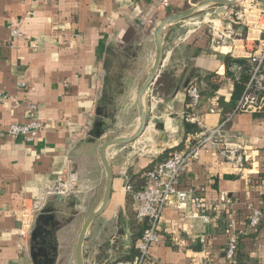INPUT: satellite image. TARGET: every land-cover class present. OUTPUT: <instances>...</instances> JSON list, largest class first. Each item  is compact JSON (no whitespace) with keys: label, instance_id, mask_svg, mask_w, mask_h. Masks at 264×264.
I'll return each instance as SVG.
<instances>
[{"label":"crops","instance_id":"0c3cea01","mask_svg":"<svg viewBox=\"0 0 264 264\" xmlns=\"http://www.w3.org/2000/svg\"><path fill=\"white\" fill-rule=\"evenodd\" d=\"M202 1L0 0V92L8 95L0 103V264H35L32 237L23 240L21 228L25 206L42 197L46 207L57 211L54 264H77L76 215H91L103 203L107 185L103 144L129 138L140 128L138 92L156 60V29L168 17ZM252 6V11L241 13L260 16L264 0ZM236 7H222L213 23L223 25V15L232 8L239 12ZM186 21L165 32L164 65L145 97V134L132 144L108 150L112 197L107 211L88 230L86 264H110L136 254L140 239L132 243L127 224L128 179L139 180L141 189L146 171L166 151L185 152L203 127L215 129L224 122L216 144L199 150L180 184L182 190L202 195L213 222L205 223L193 205L179 209L171 202L158 222L161 237L151 249L152 260L264 264V219L258 228L250 226L254 209L264 213V115L234 112V84L226 67L227 56L244 57L257 40L247 39L244 26L236 25L234 41L212 47L206 30ZM12 30L21 36H12ZM19 81L27 88H19ZM193 84L201 91L195 110L201 125L197 135L187 136L188 88ZM30 104L37 106L33 117L27 112ZM31 117L43 124L37 141L7 136L9 126L28 123ZM98 124L101 139L93 137ZM64 181L73 187L66 195H45ZM42 210L34 217L33 230ZM230 223L238 239L234 260L226 257Z\"/></svg>","mask_w":264,"mask_h":264},{"label":"built area","instance_id":"2783aa9c","mask_svg":"<svg viewBox=\"0 0 264 264\" xmlns=\"http://www.w3.org/2000/svg\"><path fill=\"white\" fill-rule=\"evenodd\" d=\"M259 0H248L252 5H257ZM168 4V1L165 2ZM260 16L252 18L245 16L241 12L230 9V13L223 17V25H214L211 38V46L217 47L226 41L233 40L236 36V25L243 24L249 27L247 39H251L254 24H260L257 36L252 38L257 40L254 50L244 57L245 63H234L229 66V79L232 83L239 81L245 73L249 74V81L245 93L238 102L236 113L264 114V10L258 9ZM233 15V16H232ZM245 16L247 22H242ZM12 36L20 37L19 30H12ZM235 40V39H234ZM237 58V57H235ZM18 87L26 89L27 84L23 81L18 82ZM190 99L189 109L186 120L197 125H201L196 117L195 110L200 106L201 93L197 85H190L188 88ZM8 95L0 92V103H4ZM37 106L28 105L27 112L33 117ZM25 124H13L6 129V134L12 138H21L27 143L35 142L39 139L43 128L41 119L32 118ZM226 126L224 122L215 129L203 127V133L199 139L187 151H174L169 158L157 163L153 168L146 172V183L134 193L135 212L139 220H147L149 226L145 229L142 237L136 244V254L130 259H119L110 264H155L152 260L151 249L160 241L158 222L168 204L175 202L179 209H185L188 205L195 206L201 213V218L207 224L213 222L214 218L208 214V206L202 195L195 190H182L180 188L183 177L192 168L194 162L199 157V150L205 145H215L217 138L222 135ZM73 189L70 181L58 183L56 186L46 190L45 195H66ZM129 188H127L128 190ZM203 192V190H202ZM41 199L32 201L26 205L23 212L21 237L23 240L31 237L34 227V217L44 206L40 204ZM264 219L261 210L254 209L250 219V226L258 228ZM229 240L227 245L226 257L234 260L238 251V239L234 230V224L228 225Z\"/></svg>","mask_w":264,"mask_h":264},{"label":"water","instance_id":"95a60500","mask_svg":"<svg viewBox=\"0 0 264 264\" xmlns=\"http://www.w3.org/2000/svg\"><path fill=\"white\" fill-rule=\"evenodd\" d=\"M241 1L239 0H204L199 2L198 4L192 6L188 10L181 12L179 14H175L173 16L168 17L165 19L161 24L157 27L155 32V39L157 45V56L152 68L150 75L148 76L147 80L141 86L138 92V108L140 112V128L138 131L129 138H116L111 139L105 142L101 148V160L106 169L107 173V185H106V192L104 196L103 203L101 207L91 214L86 221L84 222L78 240L76 244V263L77 264H86L84 260V243L86 240V236L88 230L92 223L101 217L108 209L112 191H113V183H114V174L112 167L107 159V153L110 147L117 146V145H128L136 142L140 139L146 132L148 127V116L145 109V97L148 90L151 86L156 82L158 79L162 67L165 61V46H164V36L165 32L170 26L193 18L196 14L207 10L211 7L217 6H224L227 8L235 7L240 4ZM93 137L95 139H101L102 137V124L97 125V129L93 133ZM45 197L41 198L40 204L44 206L41 214L37 218L35 229L32 232V257L35 264H40L41 260H47L48 264H54L57 257V243H55V253L52 257H49L47 254L44 253L46 250V245L48 244V236L53 234L54 226L58 224L57 222V211L54 208L46 207ZM223 231H225L226 225L224 222V218L221 220ZM56 230V229H55Z\"/></svg>","mask_w":264,"mask_h":264},{"label":"trees","instance_id":"16d2710c","mask_svg":"<svg viewBox=\"0 0 264 264\" xmlns=\"http://www.w3.org/2000/svg\"><path fill=\"white\" fill-rule=\"evenodd\" d=\"M246 60L245 59H239V58H235L232 57L231 55L227 56L226 58V67H227V74H229L228 68L229 66H231L234 63H245ZM163 74L161 76V78L158 80L157 84H161L162 80L164 78ZM249 81V74L245 73L242 78L239 81H235L234 84V93H233V98H232V103L234 104L233 108H234V112H237V106H238V102L240 100V98L242 97V95L245 93L246 87H247V83ZM201 93V91H200ZM189 103H190V99H189ZM188 113L191 112V109H189L187 111ZM264 115V114H262ZM185 131H186V135H197L200 132V128L197 126V124H193L189 121L186 120L185 122ZM182 149V146L179 147V150ZM178 151V150H176ZM174 152V150H173ZM169 151H166L159 159V162H162L164 160H166L167 158H169L170 153ZM158 162V163H159ZM154 167V166H153ZM152 167V168H153ZM151 169V168H150ZM148 171V170H147ZM146 171V172H147ZM127 188L128 189V196H127V214H128V229L131 235V241L133 244H135L143 235L145 229L149 226V222L147 220H139L137 217L136 212L133 211V207H134V193L139 190V186H140V181L135 179V177H132L130 179H128L127 183ZM137 252V251H136Z\"/></svg>","mask_w":264,"mask_h":264},{"label":"rangeland","instance_id":"374dc122","mask_svg":"<svg viewBox=\"0 0 264 264\" xmlns=\"http://www.w3.org/2000/svg\"><path fill=\"white\" fill-rule=\"evenodd\" d=\"M222 7H224V6L211 7L209 9H207V10H204V11L196 14L193 17L194 21H190V19H188L186 22H190V24L196 25V27L197 26L198 27L199 26L203 27L206 30V34H207V36L210 37V41H211L212 33H213V29L212 28L215 25V23H213V20H214L215 16L217 15V13H220L223 10ZM251 7H253V6H252V4L250 2H248V0H242L240 2V4L238 5V7H236V11L244 12V10H248L249 11V9H250V11H252ZM246 14H249V12H245V15ZM223 17H225V16L223 15ZM249 18H250V16H249ZM245 20H246V17L243 16L242 17V22H244ZM245 22H247V21H245ZM240 25L244 26V30H245V31L243 30L242 35L243 36H247L248 33H249V27H246L243 24H240ZM252 29H253L252 30L253 32H252V35H251V40H253L252 36L255 35V32L259 31V29L258 28H254V26L252 27ZM235 38H236V36L233 38V40H230V41H234ZM240 48H242V47H240ZM89 216H90L89 213H83L81 215H79L77 213L76 217L78 219L79 224H78V228H77V231H76V234H75L74 244H76L77 238H78L79 233L81 231V228H82L84 222L86 221V219ZM107 216L108 215H106V217ZM118 218L119 217L116 215V216L113 217L112 221L115 222V221L118 220Z\"/></svg>","mask_w":264,"mask_h":264},{"label":"flooded vegetation","instance_id":"af4514ba","mask_svg":"<svg viewBox=\"0 0 264 264\" xmlns=\"http://www.w3.org/2000/svg\"><path fill=\"white\" fill-rule=\"evenodd\" d=\"M57 228H59V225L57 224L56 226H54V230L53 231H57ZM56 229V230H55ZM55 236H56V232H53V234H50L48 236V244L46 245V250H44V253L47 254L49 257H52L54 255L55 251Z\"/></svg>","mask_w":264,"mask_h":264},{"label":"bare ground","instance_id":"6f19581e","mask_svg":"<svg viewBox=\"0 0 264 264\" xmlns=\"http://www.w3.org/2000/svg\"><path fill=\"white\" fill-rule=\"evenodd\" d=\"M239 1H242V0H239ZM222 22H223V20H222Z\"/></svg>","mask_w":264,"mask_h":264}]
</instances>
